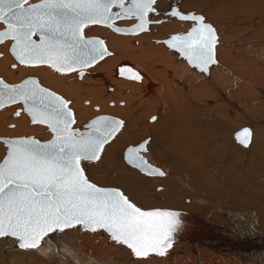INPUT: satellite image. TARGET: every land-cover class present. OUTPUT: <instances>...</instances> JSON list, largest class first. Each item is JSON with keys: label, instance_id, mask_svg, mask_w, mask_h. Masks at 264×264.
Masks as SVG:
<instances>
[{"label": "snow or ice", "instance_id": "obj_1", "mask_svg": "<svg viewBox=\"0 0 264 264\" xmlns=\"http://www.w3.org/2000/svg\"><path fill=\"white\" fill-rule=\"evenodd\" d=\"M158 0H0V45L8 50L18 66H47L61 75L85 70L113 53L99 37H89L86 29L103 26L125 36L150 32L162 23ZM180 21H191L185 33H176L163 43L201 73L218 63L219 43L215 27L203 15L183 13L172 8L165 13ZM118 21H131L120 27ZM37 37L38 39L34 38ZM0 55H3L0 53ZM119 75L132 81L142 76L127 65ZM71 101L41 85L33 77L8 84L0 78V109L20 105L15 112L30 117L33 125H44L51 133L47 141L32 136L0 138L6 154L0 159V239L9 238L22 250L38 249L51 233L78 228L107 234L115 245L124 246L140 264L153 255L164 257L179 231V213L166 209L145 210L122 190L92 182L84 164L99 161L125 126L112 116H97L81 130ZM157 118L152 117L155 121ZM10 127H15L10 125ZM251 130L235 135L247 148ZM150 140L129 146L125 161L147 176L166 173L149 163Z\"/></svg>", "mask_w": 264, "mask_h": 264}, {"label": "bare ground", "instance_id": "obj_2", "mask_svg": "<svg viewBox=\"0 0 264 264\" xmlns=\"http://www.w3.org/2000/svg\"><path fill=\"white\" fill-rule=\"evenodd\" d=\"M33 1H37V0H30V2H33ZM200 3L201 4L196 5L195 7H205V8H203V9H205V13H207L210 16H213V18H216V19L220 20L222 23H223V21H225V19H228V18L237 19V20L244 21L245 23H247V21L249 19L253 18L255 16V14L256 15L257 14L264 15V0H201ZM194 4H196L195 1H194ZM164 5H166V6L164 7ZM169 6H170L169 1L167 3L166 0H158L157 7L159 9V13L157 15H155L153 17V19H158V18L160 19L162 11L167 9ZM176 6H177V8L179 10L186 11V10H189L192 7V3L189 2L188 0H177ZM198 13H199V10H198ZM130 23H131V21L129 22V24ZM189 23H192V22H190V21H182V23H181L183 25L182 29L181 28H177L178 26L175 25L176 29H174V30H186L188 28V26H189ZM129 24L127 23V24H124L122 26H126V25H129ZM174 24H175V20L173 18H169V21H168L167 24H154V25L151 26V31L150 32L142 33V34H140L138 36H133V37L125 36V35H121V34H117V35L115 34L114 35V34H111L110 32H108L107 30L103 29V27L102 28H98L99 27L98 26L97 28L94 29V33H100L101 36H104V38L107 39V40H104V41L106 42V46L109 47V50L113 53V55L109 56V57H106L104 60L100 61L98 64L94 65L93 67L86 69L85 70V75H84V77L82 78V80L79 83L70 84L68 81L64 80L65 77L61 76L59 73H56V72L50 70L49 67H47V66H38V67H34L33 68V67H25V66L21 65V66H18L17 68H15L14 70H12L13 68L10 69L9 65L11 63H15V60L12 59L11 55L8 52V46H9L8 44L0 45V53L3 54V55H0V74L3 75V77H5L7 80H13L14 81V80H19V78H22L24 76L25 77L26 76H32V75H36L35 73H39L40 74V76H39L40 81H43L46 85H51L54 88H58V90L62 91L68 98L69 97L73 98V100H72L73 101L72 102L73 106L71 105V103H70L69 106L74 108L73 109L74 114L76 115V118L78 120H80V121L83 118H85L86 116H88V114L90 113V110L87 107L85 108V107H82V105H81V100L83 98H84L83 100H88L89 99L90 103L92 102V103H95V104H99V107H100L99 112H102V113L103 112L114 113V114L116 113V114H121V115H124V111L125 112L128 111L127 109H129V108L126 109L125 105H127V101L129 102L131 100L130 98H132V96H134V98H133L134 100L137 99L138 101H142L140 103H146V104L150 100L154 99V100H157V102H158L157 104H159V105H157L158 106L157 109H159V111H160L159 114L161 116V113H163V111H165L167 108H169L168 107L169 104L170 103L172 104L174 102V99L176 98L177 92H179V95H182L186 91V90L185 91L183 90L184 85L187 84L186 82H188L189 84L194 85V88H192V89L196 90V91H197V89L198 90H201V89H209L210 90V86H212L211 85L212 83H214L218 87V84L219 85H220V83L222 84V81L227 80L228 78H231V77H229L231 75H228L230 73L225 74L227 72V71H225V69L227 68L226 67L227 65L225 64V62H227V63H229L231 65L233 64V66H235L237 68H238V66L243 67L241 65L242 63L239 60H244V57H246L251 52V49L248 48V46H247V48L246 47L242 48V50H243L242 51V55H240L238 53H235V51H236L235 47L233 48V51H232L233 53H232L231 52V46L232 45L227 47L228 46L227 43H231L233 41V40L232 41H228V39L232 38V35H230V34H228L226 32H224L221 35V34H219V31L216 30L217 34H218V40H219V43H218L217 49H216V59H217L218 63L215 64V65H212L210 67L209 72L207 73V76H205V75H203L201 73L196 72L192 67L188 66L180 58H178V59H180L179 61H175L172 57H170V54H172L175 57V59H177L176 52L173 49L171 50V49H169L166 46L167 48L164 47V50H163L162 47L164 45L162 47L159 46V45L163 44L162 42L158 43V42H155V41L154 42L151 41V39L154 36H157V35L162 33V32L159 33V31L161 29H167V28H165V26L170 28V27H173ZM120 26H121V24H120ZM0 27H2V26H0ZM261 27L262 26L260 25V28ZM220 29H222V28H220ZM134 38L137 39L139 42L136 45H130V43L132 42V40H134ZM157 39H158V37H157ZM233 45H235V44H233ZM260 46H261V44H260ZM263 47H261V50H262ZM256 50H258V48H256ZM238 51H240V50H238ZM256 52H258V51H256ZM231 53L232 54L235 53V54L232 56ZM250 55L251 54H249L248 56H250ZM256 55H257V53H256ZM256 55L254 57L255 59L260 57V54H258V56H256ZM154 57L159 62L157 61V63H156V62L153 61L155 64L152 63V60H153ZM236 57H239L241 59H238ZM263 57H260L259 60L264 63V58ZM229 58H230V60H229ZM235 58L237 60H235ZM256 61L252 60L251 62H249V64H250V65H248V66H250V67H248L249 71H250V69L253 70L254 68H256V70H257V66L255 64ZM122 63L123 64H129V65L132 64L133 66L132 65L131 66L134 69H136L141 74L142 79L140 81H138V82L132 81V80H128V79L127 80L123 79L125 77L120 76L119 72H118V68H119L118 66L121 65ZM155 67H157V68H155ZM229 67H230V65H229ZM188 68H190L191 70L189 71ZM167 69H168V71H170L171 77H167L165 75V71ZM230 69L232 70L233 68L231 67ZM233 71H235V69ZM233 71H231V72H233ZM237 71H238V69H237ZM259 71H260V74H256L255 73L256 71L253 72V80L252 81L250 80V82H253V84H255L257 86V90L261 91V92L258 91L259 93H263L264 92V85L262 86V84L260 83L262 87L261 86L259 87V85L257 84L259 81L257 82V79L260 77L261 80H264V77L261 76V75H264V68L260 69ZM94 72H99V73H94ZM90 73H92V75H93L92 77L89 76ZM100 73L102 74V77H97V76L95 77V75H101ZM72 74L76 75L77 73H72ZM166 74H167V72H166ZM200 76H203L206 79L204 78V80H203L202 77H200ZM93 77H95V78H93ZM176 77H177V80L175 79ZM234 77H235V74H233V78ZM241 77H243V78H241ZM241 77H238V79L239 80L243 79L246 82L248 81V79H246L245 76H241ZM196 79H197V81H198V79L201 80V82L199 81L200 84H199V82H196ZM15 83H17V82L15 81ZM178 83L181 85L180 88H182V90L184 91L182 94L180 93L181 90H179L180 88L177 85ZM10 84H13V83H10ZM108 84H111L114 87V91L111 92V94H114L115 92H118L117 94H121L120 93L121 90H123V89L128 90V93L122 91L123 94H125L124 98L122 99V101H125V104L123 105L122 109H119L118 107L117 108L115 107L116 104H117V101H115L116 103L114 102L115 103V105L113 104L114 106L113 105L111 106L112 108L109 106L111 109H109V107H106V106H108L106 104L107 100L104 101V99H102V91L106 87V85H108ZM224 84H227V83L225 82ZM224 84L222 86H220V88L223 87ZM232 84H231V86H232ZM103 85H104V88H102ZM226 86H228V85H226ZM113 87L110 88V86H109L108 89H112ZM258 87H259V89H258ZM46 88H48V87H46ZM224 88H225V86H224ZM227 88H229V87H227ZM253 88H254V90H256L254 86H253ZM78 89L81 90L80 93L77 92ZM187 89L189 91L192 90L188 86H187ZM243 89H245V88H243ZM248 90H249V88H248ZM82 91H83V93H82ZM217 91H218V89H217ZM220 91H221V89H220ZM240 91H242V90H240ZM198 92L199 91H197V93ZM191 93H193V92H191ZM185 95H183V96H185ZM219 95H221V94H219ZM225 95H227V94H225ZM190 96H191V94H190ZM263 96H264V93H263ZM110 97H109V100H111ZM85 98H87V99H85ZM120 98H122V97H120ZM241 98H243V97H241ZM246 98H247V96H246ZM133 99H132V101H134ZM206 99H208V97ZM118 100L121 101L120 99H118ZM182 100H183V97H182ZM208 100H211V99H208ZM243 100H244V98H243ZM249 102L252 103L253 101H249ZM140 103L136 104V106H139ZM129 106L131 107V104ZM256 106H258V105H256ZM16 107L19 108L21 106L20 105L10 106L9 108H7L5 110V112L0 113V134H4V133H2L3 131H1V129H3L2 128V124L5 121L10 120L11 118H14V117H15L14 121H16L15 123L17 124V122H18V124H19V128L16 129L15 134L16 133H19V134L27 133V135H28L30 133L34 134V133L42 130V127H39L37 125H33V126L32 125L31 126L28 125V121H27L28 119L23 114L20 117L13 116L12 114L14 113V109ZM113 107H115V108L113 109ZM177 107H178V105H177ZM177 107H176V105H174V103H173V106L171 105L172 110H174L173 108H177ZM185 107H187V105ZM205 107H206V105L204 106V108ZM250 107L253 108V106H251V105H250ZM131 108L134 109V107H131ZM254 108H255V106H254ZM208 109H206V110H208ZM262 109H263V107H262ZM129 110H131V109H129ZM169 111H171V110H169ZM186 112H188V111H186ZM208 112H210V111H208ZM157 114H158V112H157ZM213 114L212 113L209 114L210 117H211V115L213 116ZM108 115H110V114H108ZM151 115L153 116V114H151ZM7 116H9V118ZM197 116H199V115H197ZM203 116H206V115L204 114ZM126 117H127L128 121H131V119L133 118V117H131L128 114L126 115ZM216 117H219L218 114H216ZM216 117L214 116V118H216ZM179 118H180V116H178L177 119H179ZM214 118H213V120H215ZM220 118H221V116H220ZM226 118H229V117H226ZM90 119H88V120H90ZM177 119H176V121H177ZM201 119L203 120V118H201ZM11 120H13V119H11ZM88 120H87V122H88ZM136 120H138V119H135V121ZM182 120H184V119H182ZM182 120H179L178 122H180ZM210 120H212V118ZM218 120H220V119H218ZM226 120H228V119H226ZM176 121H175V123H176ZM228 121H230V120H228ZM131 122H133V120ZM231 122H233V121H231ZM86 123H84V125ZM183 123H184V121H183ZM173 125H175V124H173ZM184 125H185V123H184ZM219 125H221V123ZM170 126H168V127H170ZM185 126H186V128L190 127V126L187 127V125H185ZM182 127L184 128V126H182ZM223 127L225 128L226 125L224 124ZM178 128H180V126ZM234 128H236V127H234ZM248 128L250 129L249 126H248ZM174 129L177 131L176 127ZM191 129H192V127H191ZM182 130L184 131V129L181 128L180 132ZM250 130L254 131L255 129L252 127V129H250ZM183 131L181 133L182 135L185 134V132L183 133ZM252 131H251V133H252ZM9 132L13 133L14 131H8L6 133H9ZM177 132L179 134V131H177ZM231 132L234 133V131H232V129H231ZM10 133H9V136H10ZM223 133H225V132H223ZM181 134H179V135L182 138ZM196 134H197V132H196ZM213 134H214V132H213ZM5 135H8V134H5ZM12 135H14V133ZM173 135L175 137V132H174ZM179 135H178V137H179ZM14 137H17V136H14ZM40 137H41V135H40ZM47 137L49 139L51 137V134H48ZM178 137H176V140H177ZM231 137H233V136H231ZM125 138H126V135H124L123 132L121 131L120 133L117 134V137L114 139V141H112L109 145L106 146V151L102 154V159L97 161L101 165L102 170H101V168L98 169L96 167L97 165L94 166L95 169L92 167V169H94L93 171L90 170L92 172V173L90 172V174H92V176H93V177H91V178H93L92 182H94V183H96L97 185H100V186H106V184H108V185H119L121 190L126 195H128V197L131 199V201L133 203H135L137 206H139V207H141L142 209H145V210L146 209H151V208H157V207H162L163 208L165 206V207L173 208L174 210L178 209V211L179 210L180 211H185V212L188 211L189 213H194V215H196L194 217H192V215H188L189 216L188 217V216H185L186 214L184 215V213L182 212L183 215L179 216V219H180V221L181 220H183V221L181 222V226H180L179 231H177L173 235L172 247L168 250V253L164 257H157V256L153 255L152 258L150 260L145 261L144 264H264V218H263V216H264V199L261 200L260 203H259L257 199H260V198L255 199V198L249 197V195L248 196H242L243 198L237 200L236 201V206L234 208H229L231 210H228V212H227V210L223 209L224 205L222 204L223 207H218L216 211L218 212L220 217H221L222 214L226 215V220H222V219H220V217H218L217 215H214V214L211 217H208L207 219H205V217L209 213V212H206V209L208 210V207H213V206H211L209 203H207V204L201 203V201H199V202H191V204L181 203V201L177 200V198H178L177 196L179 195V193L177 194V196L173 195V194H175V192L173 193L172 185H168V188H166L164 190L162 189V191L160 190L159 193L161 195H164V198L161 200V202L158 201V200L155 201L154 200L155 198H152V197H154L152 195L154 193L153 192V186L155 184L154 181L148 183V180L146 179L147 183H137L138 180L136 182L135 181L136 179L134 180L133 178H131L129 176H126L125 174H124V177L123 178L120 177L121 179H119V181H118V180L115 179L114 176L111 177V176L107 175L108 172H109L108 170L114 168V164L116 162L115 161L116 155L119 152V147H121L120 146L121 143H123L124 140H126ZM200 138H202V137H200ZM207 138H208V136L206 137V139ZM253 138H255V137H253ZM127 139H130V138H127ZM168 139H170V137ZM178 139H180V138H178ZM228 139H230V137ZM171 141L176 142L175 139L173 140V138H172ZM195 141H198V143L199 142L202 143V141L197 140V137H196ZM0 142H2V141H0ZM186 142H187V140H186ZM193 142H194V140H193ZM193 142H192V144H193ZM227 142H229V140ZM198 143L196 142L195 144H198ZM161 144L162 143L160 142V145ZM204 144L203 143L201 144L202 147H203ZM237 144H239V143H237ZM251 144H252V136H251V142H250L249 145H251ZM189 145H191V144H189ZM175 147H179V146H175ZM183 147H184V145L181 147L180 151H182L184 149ZM191 147H193V146H190V148ZM216 147H218V145ZM222 147H224V146H222ZM187 148H188V146H187ZM190 148H188V150ZM209 148H210V146H209ZM199 149H200V147H199ZM161 150H163V149H161ZM193 150H195V148H193ZM201 150H203V149L201 148ZM208 150H211V149H208ZM218 150H220V149L218 148ZM183 151H185V150H183ZM215 151H213V152L217 153ZM175 153H174V155H175ZM182 154H183V152H182ZM186 154H187V151H186ZM188 154H189V152H188ZM200 154H201L202 158H204V159L207 158L206 160H203V162H204L203 164H205V165L207 164V165L212 167L213 165L211 164V162H214V161H212V159L210 157H207L205 155V153H200ZM200 154H199V156H200ZM206 154H207V152H206ZM256 154H257V156L259 158H263V153L257 151ZM147 155H150V154H147ZM210 155H212V154H210ZM147 157L149 159V156H147ZM147 157H145V158L147 159ZM225 157H226V154H225ZM229 157H230V155H229ZM236 157H238V155H236ZM122 158H123V153H122ZM197 159L201 160L200 158H197ZM216 159H217V157H216ZM232 159L234 160V157ZM173 160H175V159L173 158ZM123 161H124V159H123ZM190 161H192V160H190ZM190 161H188V164H189ZM235 161H236V159H235ZM181 162H183V161H181ZM184 162H186V161H184ZM149 163H150V161H149ZM119 164H118V166H119ZM126 164L128 166H130L128 163H126ZM151 164H152V162H151ZM152 165H154V164H152ZM181 165L183 167V163ZM197 165L199 166L198 168L196 166L198 175L202 176V178L205 181V184L207 185V187L210 190L214 189L215 186H216V183L214 181H212L213 178L211 177L209 172L206 171V169H203L201 167L202 165L201 166L199 164H197ZM89 166H91V165H89ZM115 166H116V164H115ZM84 167H85V164H84ZM130 167H133V166H130ZM116 168H117V166H116ZM89 169H91V168H89ZM118 169H120V168L118 167ZM260 170L264 171V165L263 166L261 165V169ZM103 171H106V172L103 174ZM112 171H114V170H112ZM211 171H212V169H211ZM114 173H116V172H113V175H114ZM87 174H89V173L87 172ZM117 174H120V173L118 172ZM190 177H191V175H190ZM91 178H90V180H92ZM175 179H177V178H175ZM143 182H145V181H143ZM194 182H196V181H194ZM179 183H180V181H179ZM176 184H178V183H176ZM180 185H182V183H180ZM182 189H183V187H182ZM178 192H179V190H178ZM156 194H158V193H156ZM181 194H182V192H181ZM183 195L185 196V195H187V193L185 192ZM184 196H183V198H184ZM160 198H162V197H160ZM209 199H211V197ZM189 201H191V200L189 199ZM252 206H258V208L255 209ZM226 207H228V206H226ZM258 214H260V216H261L260 218H262V219H259V221L257 222V221L254 220V217L257 216ZM209 218H210V223H212L213 225L212 224L210 225V223L208 221ZM204 219L206 220L205 221L206 223L203 222ZM184 220L185 221H190V225H188ZM214 221L215 222H220V221L225 222L224 224L226 225V227H224V225H219L218 223L216 224ZM253 223H255L256 226L253 227L252 226ZM216 225H218L219 227L216 226ZM221 226H223V228H221ZM233 228H236L238 230H236V229L233 230ZM241 229H243L244 231L241 230ZM228 230H232L233 232H229ZM224 232H226V233L224 234ZM73 235H76V237L74 238ZM58 239L61 240V242H60L61 245L60 244L58 245V242H59ZM75 239H77L79 242L76 243ZM89 240L93 241V243H95L94 245H97L98 250L92 251V253L89 252V254H84L83 251L85 250V252H87L86 249L88 247L90 248V244L92 243V242L90 243ZM0 241H1L0 244H2L3 246H9L10 247V245L13 244L12 240L9 239V238L0 239ZM93 243H92V245H93ZM113 244L114 243L110 239L107 238V234L103 233L102 231H98L96 233H92L90 231H85V230L78 229V228H72V229H66L64 232L51 233L49 235V237H46L41 242V245H40V247L38 249H32V250H28V251H30L29 252L30 254H33V252H35L37 257L40 256V257H42V259H43V257L46 258V259H50V258L52 259V257H54V258H56L59 261V264H67V263H69V264H106V263L109 264L108 262H111V260H107V262H100L99 259L97 258V256L100 253H102V251H100L101 248L104 249L105 246H111ZM173 245H175L178 248H176V250H175ZM76 246L77 247L80 246L79 247L80 251L76 248ZM15 247H17V246H15ZM60 247H61V249H60ZM113 247H115V245L112 246V248ZM118 247H120V248L122 247L121 249H122V252L124 254V259L122 260L123 264H125V263H128V264H140V262L137 261V259L135 257H132V256L129 255V250L126 247L119 246V245H118ZM91 248H92V246H91ZM173 248H174V250H172ZM181 248H185L186 250L185 249H184L185 251L181 250ZM11 250H13V249H11ZM91 250H93V249H91ZM116 250H115V252H116ZM117 251H119V249ZM192 252L195 255V258H196L195 260L197 262L194 261L193 254L191 255L193 257L192 258L193 261H191V259L189 260L187 254H191ZM64 255L67 256V258L69 256L71 259L70 260H66ZM8 256H9V254H8ZM10 256H11V253H10ZM11 257L14 258V256H11ZM14 259H12V260L15 261L16 259L15 260ZM2 260H5V259H2ZM8 261H9V259H8ZM16 264H20V263L16 262Z\"/></svg>", "mask_w": 264, "mask_h": 264}, {"label": "rangeland", "instance_id": "obj_3", "mask_svg": "<svg viewBox=\"0 0 264 264\" xmlns=\"http://www.w3.org/2000/svg\"><path fill=\"white\" fill-rule=\"evenodd\" d=\"M169 1V4L171 5L173 2H177V0H166V2L168 3ZM189 2L192 3V7L189 9V10H192L194 12H198L199 10V13L201 15H203L206 20V22H209L210 24H212L215 29L217 31H219V34H223L224 32L232 35V38L231 39H228V41H232L231 43H227V47L231 46V52L233 51V48L235 47L236 48V51L235 53H238L240 55H242V48L248 46V48L251 49V52L249 54H251L250 56H246L244 57V60H239L242 64L243 67L241 66H238L235 67L233 66V64H229L227 62H225V64L227 65L226 67L228 68L229 65L230 67L227 69H225V71H227L225 74H228V75H231L229 77L231 78H228L227 80H224L222 81V84L220 83V85L218 84V87L212 83L210 86V90L209 89H201V90H198L199 91L197 93L196 90H193L192 88H194V85L192 84H189L188 82H186L187 84L184 85V88L183 91L182 88H180V84L178 83V87L180 88L179 90L180 93L182 94L183 92L186 94H182V95H179V92H177L176 94V98L174 99V105H178L177 108H173L174 110H172L171 108V105L173 106V103L170 105L169 104V108H167L165 111H163V113H161V116L159 114V109L157 105L158 102L157 100H150L147 104L146 103H140L142 101H138L137 99H133L134 96H132V98H130L131 100L128 102L127 101V105L126 106V109L128 111H124V115H121V114H114V113H106V112H99V104H95V103H90L89 99L88 100H81V105L82 107H87L89 110H90V113L88 114V116H86L85 118H83L81 121L78 120L76 118V115H75V118H76V125H74V127H77V128H80L82 129L84 127V123L87 122L88 119L96 116V115H99V114H110V115H113V116H117L119 118H121L123 121H124V124L125 126L122 128V132L124 135H126V140H124L123 143H121V147H119V152L117 153L116 155V158H115V161L119 164L115 162L114 164V168L113 169H109L108 171V174L109 176L111 177H115L116 180L119 181V179L123 178L124 177V174L126 176H129L131 178H133L136 182L138 180L137 183H147V180H148V183L149 182H155L154 186H153V196L152 198H155L154 200H158L161 202V200L164 198V195H161L159 192L160 190L162 191V189H166L168 188V185H172V189H173V193L175 192V194L173 195H176L179 193V195L176 197L178 201H181V203H184V204H191V202H199L201 201V203H204V204H207L209 203L211 206L213 207H208V210L206 209V212H209L208 215L205 217V219H207L208 217H211L213 214L214 215H217L218 217L219 214L218 212L216 211L218 207H223V209L227 210H231L229 208H234L236 206V201L239 200V199H242L243 197L242 196H248L249 197H252V198H260V199H257L258 202L260 203L261 200L264 199V171H261V165L263 166L264 165V96H263V93H259L258 91L260 90H257V86L255 84H253V82H250V80L252 81L253 80V72L256 71L255 73L256 74H260V69H263L264 68V63L262 61H260V57H263L264 56V15H260V14H255V16L251 19H249L247 21V23H245L244 21H240V20H237V19H231V18H228V19H225V21H223V23L216 19V18H213V16H210L208 15L207 13H205V7H195L196 5H199L201 4V0H188ZM194 1L196 4H194ZM198 2V3H197ZM168 5V4H167ZM166 5H164L165 7ZM166 10V9H165ZM204 11V12H203ZM166 16V17H165ZM161 18H164V21H162V23L160 24H167L168 21H169V18H173L175 20V24L173 25V27H170L168 28L167 26H165V28L167 29H161L159 31L162 32L161 34L157 35V36H154L151 41L154 42V38L157 39H162L164 38L165 36H167L168 34H171V33H176V32H185L186 30H174L176 29L175 28V25L178 26L177 28H181L183 27V25L181 24L182 21L176 19L175 17H170V16H167V15H163L161 13V16H160V19ZM159 19V18H158ZM119 22V23H118ZM117 24L118 25H124V24H129L130 21H118ZM191 22V21H190ZM218 23V24H217ZM131 24V23H130ZM129 24V25H130ZM191 23H189L190 25ZM193 24V23H192ZM260 25L262 26L260 28ZM98 26H91L89 29H86V35L87 36H99L101 38H103V40H107L106 38H104V36H101L100 33H94V29L97 28ZM103 26H99L98 28H102ZM189 27V26H188ZM258 27V28H257ZM172 28V29H171ZM222 28V29H220ZM260 28V29H259ZM103 29L107 30L108 32H110L111 34H116L117 33H114L112 32L110 29H107L106 27H103ZM226 29V30H225ZM260 31V32H259ZM158 33V32H157ZM261 34V35H260ZM130 37H133V36H130ZM239 38V39H238ZM243 41V42H242ZM139 41L137 39L134 38V40H132V42L130 43V45H136ZM158 43H161V42H158ZM235 44V45H233ZM242 44V45H241ZM248 44V45H247ZM261 44V46H260ZM164 44L162 45H159V46H163ZM251 46V47H250ZM260 46V47H259ZM164 47H166V45H164L162 47V49L164 50ZM255 47V48H254ZM261 47L262 50H261ZM109 48V47H108ZM256 48H258V50H256ZM253 49V50H252ZM172 50V49H171ZM240 50V51H238ZM255 51V52H254ZM258 51V52H256ZM9 52V51H8ZM254 52V53H253ZM233 53V52H232ZM231 53V54H232ZM234 53V54H235ZM257 53V55H256ZM10 54V53H9ZM232 54V56L234 55ZM258 56V54H260V57L258 58H254L255 55ZM11 55V54H10ZM12 59H14V57L11 55ZM170 57H172L175 61H179L180 59H175V57L170 54ZM238 59H241L239 57H236ZM235 58V60H237ZM264 58V57H263ZM183 60V59H181ZM230 60V58H229ZM252 60H257L256 61V66H257V70L256 68H254L253 70L248 69V65L249 62H251ZM157 63L158 60H156V58L154 57L153 60H152V63L154 62ZM184 61V60H183ZM125 62V61H124ZM159 62V61H158ZM185 62V61H184ZM263 64H262V63ZM16 63V61H15ZM129 63V62H128ZM12 64V63H11ZM11 64L9 65V68L11 69ZM155 64V63H154ZM239 64V63H238ZM132 65V64H131ZM260 65V66H259ZM133 66V65H132ZM189 66V65H188ZM233 68L232 70L230 68ZM157 68V67H155ZM15 68H13L12 70H14ZM50 69V68H49ZM189 71L191 70L190 68H188ZM235 69V71H233ZM238 69V71H237ZM52 70V69H50ZM54 71V70H52ZM233 71V72H231ZM55 72V71H54ZM167 72V74H166ZM93 73V72H92ZM92 73L89 74V76H93ZM94 73H99V72H94ZM232 73V74H231ZM36 75H32V76H36L39 80V82L45 86V87H48L49 89H51L52 91L58 93L59 95H61L62 97H64L66 100H69L71 101V105H72V100L73 98L71 97H67L62 91L58 90V88H54L53 86L51 85H46L43 81H40L39 79V76L40 74L39 73H35ZM72 73H69V74H65V75H61L63 77H65V81H68L70 84H75V83H79L82 79L78 80L77 78V75H74ZM101 74V73H100ZM194 74V73H193ZM196 74V73H195ZM233 74H235V77L233 78ZM16 75V74H15ZM38 75V76H37ZM165 75L167 77H171V73L170 71H168V69L165 71ZM102 77V74L101 75H95V77ZM241 76H245L246 79H248V81H244L243 79H238V77H241ZM264 77V75H261ZM0 77L3 78L4 81H6L7 79L5 77H3V75L0 74ZM25 77V76H24ZM22 77V78H24ZM93 77V78H95ZM202 77V79L204 80L205 77L203 76H200ZM227 77V76H226ZM237 77V78H236ZM22 78H19V80H7L6 82L7 83H15L20 81ZM117 78V77H116ZM225 78V77H224ZM243 78V77H241ZM123 79H126V78H123ZM177 80V77L175 78ZM174 79V80H175ZM206 79V78H205ZM233 79V80H232ZM127 80V79H126ZM129 80V79H128ZM229 80V81H228ZM232 80V81H231ZM72 81V82H71ZM201 82V80L196 79V82ZM228 81V82H227ZM259 81V82H258ZM138 82V81H136ZM178 82V81H177ZM199 82V84H200ZM227 83V84H224V83ZM257 84L259 85V87L264 85V80H261L260 77L257 79ZM233 83V84H232ZM251 83V84H250ZM261 83V84H260ZM196 84V83H195ZM215 86H214V85ZM224 84L223 87L220 88V86H222ZM232 84V86H231ZM228 85V86H226ZM113 87L111 84H108L106 85V87L104 88V85L102 86L103 91H102V99H104V101H106L107 105L106 107H111L113 104L115 105V101H117V104H116V108L118 107L119 109H122L123 105L125 104V101H122V99L124 98L125 94H123L122 91L124 92H127L128 93V90H121L120 93L122 94H117L118 92H115L114 94H111V92L114 91V87L112 89H108V87ZM187 86L192 89L190 90L191 93L188 89H187ZM253 86L255 87L256 90H254ZM261 86V87H262ZM215 87V88H214ZM217 87V88H216ZM229 87V88H227ZM258 87V89H259ZM54 88V89H53ZM208 88V87H207ZM221 91H220V89ZM227 88V89H226ZM245 88V89H243ZM249 88V90H248ZM218 89V91H217ZM238 89V90H237ZM110 90V91H109ZM223 90V91H222ZM242 90V91H240ZM80 89H78V93H80ZM108 91V92H107ZM207 91V92H206ZM225 91V92H224ZM110 92V93H109ZM205 94H204V93ZM217 92V93H216ZM261 92V91H260ZM83 93V91H82ZM221 95H219V94ZM224 95H223V94ZM191 94V96H190ZM227 94V95H225ZM262 94V95H261ZM185 95V96H183ZM188 95V96H187ZM239 95V96H238ZM260 95V96H259ZM111 96V97H110ZM181 96V97H180ZM190 96V97H189ZM225 96V97H224ZM230 96V97H229ZM247 96V98H246ZM109 97L111 100H109ZM122 97V98H120ZM182 97H183V100H182ZM208 97V99H211V100H208L206 99ZM210 97V98H209ZM224 97V98H223ZM243 97V98H241ZM178 98V99H177ZM87 99V98H85ZM118 99H120L121 101H119ZM132 99L134 101H132ZM227 99V100H226ZM250 99V100H249ZM109 100V101H108ZM178 100V101H177ZM230 100V101H229ZM232 100V101H231ZM240 100V101H239ZM247 102H246V101ZM119 101V102H118ZM249 101H253L252 103L249 102ZM263 101V102H262ZM115 102V103H114ZM133 102V103H132ZM153 102V103H152ZM178 102V103H177ZM211 102V103H210ZM216 102V103H215ZM233 102V103H232ZM241 102V103H240ZM112 103V104H111ZM129 103V104H128ZM140 103L139 106H136V104ZM248 103V104H247ZM263 103V104H262ZM89 104V105H88ZM95 104V105H94ZM131 104V107H134L131 108L129 105ZM199 104V105H198ZM215 104V105H214ZM234 104V105H233ZM253 106V108L250 107V105ZM253 104V105H252ZM113 105V106H114ZM133 105V106H132ZM150 105V106H149ZM155 105V106H154ZM187 105V107H185ZM193 105V106H192ZM206 105V110L204 108V106ZM214 105V106H213ZM258 105V106H256ZM262 105V106H261ZM10 106H15V105H9L3 109H0V113H3L5 112V110L7 108H9ZM73 106V105H72ZM208 106V107H207ZM255 106V108H254ZM261 106V107H260ZM70 107V106H69ZM97 107V108H96ZM109 107V109H111ZM113 107V109L115 108ZM211 107V108H210ZM215 107V108H214ZM250 107V108H249ZM260 107V108H259ZM263 107V109H262ZM20 108V107H19ZM72 108V107H70ZM125 108V107H124ZM136 108V109H135ZM187 108V109H186ZM17 109V107L14 109V112L15 110ZM74 108H72L73 110ZM138 109V110H137ZM178 109V110H177ZM180 109V110H179ZM201 109V110H200ZM212 109V110H211ZM251 109V110H250ZM3 110V111H2ZM158 110V111H157ZM171 110V111H169ZM188 112H186V111ZM205 110V111H204ZM137 111V112H136ZM210 111V112H208ZM212 111V112H211ZM214 111V112H213ZM74 112V111H73ZM158 112V114H157ZM179 112V113H178ZM186 114H185V113ZM216 112V113H215ZM218 112V113H217ZM253 112V113H252ZM92 113V114H91ZM133 113V114H132ZM170 115H169V114ZM189 113V114H188ZM213 114V116L209 114ZM237 113V114H236ZM23 115H25V117L28 119V125H32L33 124L31 123L30 121V118L27 116L26 113H23ZM21 114V115H22ZM130 115L131 117H133L131 119V121L133 120V122L131 121H128L126 115ZM151 114L155 115V117L157 118L155 121H150L149 118L152 116ZM179 114V115H178ZM202 116H201V115ZM206 115V116H203V115ZM216 114H218L219 117H216ZM13 115V114H12ZM174 115V116H173ZM177 115V116H176ZM185 117H184V116ZM199 115V116H197ZM14 116V115H13ZM126 118H125V117ZM178 116H180L179 119ZM187 116V117H186ZM191 116V117H190ZM214 116L216 118H214ZM221 116V118H220ZM233 116V117H232ZM9 118V116H7ZM142 117V118H141ZM177 117V118H176ZM183 117V118H182ZM206 117V118H205ZM226 117H229V118H226ZM87 118V119H86ZM177 121H176V119ZM184 120H182V119ZM203 118V120L201 119ZM212 118V120H210ZM213 118L215 120H213ZM220 120H218V119ZM250 118V119H249ZM13 119V120H11ZM10 120H7L5 121L3 124H2V128L4 129H1V131H3L2 133L4 134H0V136L2 137H14V136H33L39 140H46L48 139V134H51L48 129L46 128V126L44 125H37L39 127H42V130L41 131H38L36 133H30L27 135V133H22V134H19V133H16L15 134V131L16 129L19 128V124L17 122V124L15 123L16 121H14L15 117L14 118H11ZM135 119H138L135 121ZM141 119V120H140ZM174 119V120H173ZM230 121H228V120ZM179 120H182L180 122H178ZM192 120V121H191ZM158 121V122H157ZM176 121V123H175ZM187 125V127L189 128H186V126L184 125ZM233 121V122H231ZM254 121V122H253ZM156 122V123H155ZM189 122V123H188ZM218 124H217V123ZM260 122V123H259ZM130 123V124H129ZM180 123V124H179ZM188 123V124H187ZM221 123V125H219ZM223 123V124H222ZM253 123V124H252ZM175 124V125H173ZM192 126H191V125ZM196 124V125H195ZM226 125V127L224 128L223 125ZM256 124V125H255ZM10 125H14L15 127H10ZM171 125V126H170ZM210 125V126H209ZM219 125V126H218ZM243 125H247L250 127V129H252V127L255 129L254 131H252V144L249 145L247 148L243 147V146H240L239 144H237L233 137L232 136V133L231 132V129L232 131H235L236 129H239L241 126ZM254 125V126H253ZM170 126V127H168ZM180 126V128L178 127ZM184 126V128L182 127ZM194 126V127H193ZM228 126V127H227ZM258 128H257V127ZM261 126V127H260ZM177 128V131H179V134L182 133V131L180 132L181 128L184 129L183 133L185 132V134H181L182 135V138L181 136L178 134V132L174 129V128ZM192 127V129H191ZM236 127V128H234ZM156 128V129H155ZM173 128V129H172ZM202 128V129H201ZM211 128V129H210ZM225 130H224V129ZM234 128V129H233ZM8 129V130H7ZM171 129V130H170ZM195 129V130H194ZM222 129V130H221ZM174 130V131H173ZM228 130V131H227ZM8 131H14V135H12L13 133H10V136H9V133H6ZM212 131V132H211ZM256 131V132H255ZM41 132V133H40ZM174 132H175V137H174ZM197 132V134H196ZM199 132V133H198ZM214 132V134H213ZM225 132V133H223ZM254 133V134H253ZM5 134H8V135H5ZM19 134V135H18ZM170 134V135H169ZM200 136H199V135ZM230 134V135H229ZM12 135V136H11ZM41 135V137H40ZM130 135V136H129ZM177 135V136H176ZM179 135V137H178ZM224 135V136H223ZM197 137V140H200L202 141V143L204 144L203 147H202V143H198V141H195L196 140V137ZM208 136V138L206 139V137ZM214 136V137H213ZM223 136V137H222ZM146 137H149V140L150 142L152 143H149L147 145V148L149 151H147V153L143 154L145 157L149 156V159L148 161H150V163L152 162V164L160 167L165 173L166 175L163 176V177H159V176H147L143 173H141L140 171H138L137 169L133 168V167H130L128 166L124 161H123V158H122V153H123V150L124 148L127 146V145H134V144H137L139 141H141L142 139L146 138ZM170 137V139H168ZM176 137L180 138L176 140ZM195 139H194V138ZM202 137V138H200ZM216 137V138H215ZM220 137V138H219ZM225 137V138H224ZM230 137V139H228ZM255 137V138H253ZM127 138H130V139H127ZM173 138V140L175 139L176 142H173L171 141ZM202 139V140H201ZM211 139V140H210ZM229 142H227L228 140ZM232 139V140H231ZM183 140V141H182ZM187 140V142H186ZM191 142H189V141ZM194 140V142H193ZM204 140V141H203ZM172 143H170V142ZM181 141V142H180ZM208 141V142H207ZM160 142L163 144L160 145ZM193 142V144H192ZM198 143V144H195V143ZM207 142V143H206ZM233 142V143H232ZM178 143V144H177ZM182 143V144H181ZM186 143V144H185ZM188 143V144H187ZM214 143V144H213ZM217 143V144H216ZM230 143V144H229ZM180 144V145H179ZM191 144V145H189ZM184 145V149L185 151H180L181 150V147ZM195 145V146H194ZM215 145V146H214ZM218 145V147H216ZM125 146V147H124ZM173 146V147H172ZM175 146H179V147H175ZM190 148V146H193L191 147L189 150L188 148ZM210 146V148H209ZM224 146V147H222ZM0 159H2V157L4 156L5 154V151H6V146L0 142ZM160 147V148H159ZM162 147V148H161ZM200 147V149H199ZM216 147V148H215ZM243 147V148H242ZM175 148V149H174ZM187 148V149H186ZM193 148H195V150H193ZM201 148L203 150H201ZM218 148L220 150H218ZM228 148V149H227ZM121 149V150H120ZM123 149V150H122ZM163 149V150H161ZM175 151H174V150ZM198 149V150H197ZM208 149H211V150H208ZM236 149V150H235ZM5 150V151H4ZM216 150V151H215ZM218 150V151H217ZM227 150V151H226ZM186 151H187V154H186ZM213 151L217 152V153H214ZM249 151V152H248ZM259 151L261 153H263V158H259L256 154V152ZM158 152V153H157ZM176 152V153H175ZM183 152V154H182ZM189 152V154H188ZM192 152V153H191ZM207 152V154H206ZM211 152V153H210ZM219 152V153H218ZM226 152V153H225ZM167 153V154H166ZM171 153V154H170ZM175 153V155H174ZM200 153H205V155L207 157H210L212 159V161L214 162H211V164L213 165L212 167L209 166V165H205L203 164V160H206L204 158H202L201 154ZM209 153V154H208ZM232 153V154H231ZM147 154H150V155H147ZM185 154V155H184ZM192 154V155H191ZM200 154V156H199ZM212 154V155H210ZM216 154V155H215ZM224 154V155H223ZM225 154H226V157H225ZM259 154V153H258ZM154 155V156H153ZM182 155V156H181ZM217 159H216V157ZM230 155V157H229ZM235 155V156H234ZM236 155H238V157H236ZM168 156V157H167ZM179 156V157H178ZM242 156V157H241ZM119 157V158H118ZM159 157V158H158ZM194 157V158H193ZM234 157V160L232 159ZM118 158V159H117ZM169 158V159H168ZM173 158L175 160H173ZM178 158V159H177ZM197 158H200L201 160L197 159ZM220 158V159H219ZM259 158V159H258ZM182 159V160H181ZM186 159V160H185ZM194 159V160H193ZM236 159V161H235ZM165 160V161H164ZM172 160V161H171ZM192 160V161H190ZM216 160V161H215ZM219 160V161H218ZM229 160V161H228ZM233 160V161H232ZM179 161V162H178ZM183 161V162H181ZM186 161V162H184ZM188 161L189 164H188ZM195 161V162H194ZM222 161V162H221ZM181 162V163H180ZM202 162V163H201ZM219 162V163H218ZM123 163V164H122ZM183 163V167H182V164ZM186 163V164H185ZM199 164L203 169H206V171L209 172V174L211 175V177L213 178L212 181H214L216 183V186L214 189H209L207 187V185L205 184V181L204 179L202 178L201 175H198L197 173V168L199 167L197 164ZM178 164V165H177ZM192 164V165H191ZM91 165V166H89ZM97 165V166H96ZM126 165V166H125ZM176 165V166H175ZM181 165V166H180ZM89 166V167H88ZM96 166L98 169L101 168V165L95 161V162H91V163H85V167L86 169L88 168H91V169H87V172L89 173L88 176L89 178L93 177L92 174H90L91 171H93L95 169ZM122 166V167H121ZM188 166V167H187ZM192 166V167H191ZM197 166V168H196ZM92 167L94 169H92ZM118 167L120 169H118ZM182 167V168H181ZM212 169V171H211ZM91 170V171H90ZM102 170V168H101ZM114 170V171H112ZM117 170V171H116ZM128 170V171H127ZM214 171V172H213ZM106 171H103V174L105 173ZM112 172V173H111ZM113 172H116L114 173L113 175ZM120 173V174H117V173ZM196 172V173H195ZM92 173V172H91ZM117 174V175H116ZM134 174V175H133ZM189 176H188V175ZM194 174V175H193ZM219 176H218V175ZM243 174V175H242ZM119 175V176H118ZM137 177H136V176ZM174 175V176H173ZM191 175V177H190ZM235 175V176H234ZM141 178H140V177ZM231 176V177H230ZM121 177V178H120ZM108 178V177H107ZM118 178V179H117ZM152 178V179H151ZM156 178V179H155ZM177 178V179H175ZM93 181V178H91ZM147 179V180H146ZM145 182H143V181ZM157 180V181H156ZM180 183H182V185H180ZM182 180V181H181ZM198 180V181H197ZM196 181V182H194ZM223 182V183H222ZM259 182V183H258ZM178 183V184H176ZM192 183V184H191ZM230 183V184H229ZM176 186H175V185ZM160 186V189H156V186ZM178 185V186H177ZM228 185V186H227ZM106 186H114V187H117L119 189H121L119 187V185H108L106 184ZM180 186V187H179ZM186 186V187H185ZM177 187V188H176ZM179 187V188H178ZM183 187V189H182ZM198 188V189H197ZM219 188V189H218ZM171 189V190H172ZM179 190V192H178ZM183 190V191H182ZM205 190V191H204ZM221 190V191H220ZM188 191V192H187ZM201 191V192H200ZM204 191V192H203ZM158 194H156V193ZM182 192V194H181ZM187 193V195H183L184 193ZM182 196H181V195ZM190 194V195H189ZM219 194V195H218ZM151 195V196H152ZM159 195V196H158ZM202 195V196H201ZM205 195V196H204ZM261 195V196H260ZM184 196V198H183ZM162 197V198H160ZM186 197L188 200H186ZM207 199H206V198ZM211 197V199H209ZM213 198V199H212ZM238 198V199H237ZM189 199L191 201H189ZM206 199V200H205ZM208 200V201H207ZM211 202H210V201ZM204 201V202H203ZM206 202V203H205ZM223 204V205H222ZM228 206V207H226ZM165 207V206H164ZM163 207V208H164ZM253 208L257 209L258 206H252ZM157 208H162V207H157ZM165 208H168L170 210H174L173 208H169V207H165ZM212 208V209H211ZM176 209V208H175ZM176 211H178V209H176ZM180 211V210H179ZM178 211V212H179ZM181 213L183 212L185 216H188V215H192V217L196 216L194 215V213H189L188 211H180ZM182 213V214H183ZM223 215V214H222ZM220 217V219L222 220H226V215H223ZM189 217V216H188ZM260 214H258L257 216L254 217V220L255 221H259V219H262L260 218ZM264 218V216H263ZM203 220V222H205L206 220ZM183 221V220H182ZM185 221V220H184ZM195 221V220H194ZM209 223H210V218L208 219ZM188 225H190V221H185ZM215 222V221H214ZM206 223V222H205ZM216 224L218 223L219 225H224V227H226V225L224 224L225 222H215ZM212 223H210L211 225ZM213 225V224H212ZM218 226V225H216ZM252 226H256L255 223L252 224ZM219 227V226H218ZM221 228H223V226H221ZM236 228H233V230H235ZM83 230V229H82ZM238 230V229H236ZM243 230V229H241ZM229 232H233L232 230H228ZM244 231V230H243ZM235 232V231H234ZM226 232H224L225 234ZM74 238L76 237V235H73ZM58 245L60 244L61 245V240L58 239ZM1 242V241H0ZM75 242L78 243L79 241L77 239H75ZM89 242L93 243V241L89 240ZM92 243L90 244V248L88 247L86 249L87 252H85V250L83 251L84 254H89V252L92 253V251H96L98 250L97 248V245H94L95 243ZM14 245V246H13ZM115 244L111 245V246H105L104 249L101 248L100 251H102V253H100L97 258L99 259L100 262H107V260H111V262H108L109 264H123L122 263V260L124 259V254L122 252V247H118V245H115V247L112 248V246H114ZM2 246V247H1ZM16 245L13 243L9 246H3L2 244H0V264H16L17 263H20V264H59V261L52 257V259H46L43 257H37L36 253L33 252V254H30L28 250H22V249H18V247H15ZM92 246V248H91ZM120 246V245H119ZM59 247V246H58ZM80 247V246H79ZM76 246V248L80 251V248ZM173 247L175 248H178L176 247L175 245H173ZM107 248V249H106ZM112 248V249H111ZM119 251H117L116 249ZM174 248L172 250H174ZM13 249V250H11ZM61 249V247H60ZM89 249V250H88ZM93 249V250H91ZM121 249V250H120ZM185 248H181V250H184ZM16 250V251H15ZM22 250V251H21ZM82 250V249H81ZM114 252H113V251ZM116 250V252H115ZM180 250V251H181ZM186 250V249H185ZM184 250V251H185ZM188 250V249H187ZM24 251V252H23ZM61 251V250H60ZM121 251V252H120ZM27 252V253H26ZM31 252V253H32ZM82 252V251H81ZM107 252V253H106ZM120 252V253H119ZM10 253H11V256H14V259L13 257L10 256ZM13 253V254H12ZM16 253V254H15ZM90 253V254H91ZM110 253V254H109ZM11 257H9L8 256ZM61 254V253H60ZM193 254V252L191 254H187L188 255V258L189 260L191 259V261H194L197 262L195 259V255L193 254L194 258L191 256ZM114 255V256H113ZM117 255V256H116ZM119 255V256H118ZM65 256V255H64ZM105 256V257H104ZM191 256V257H190ZM119 257V258H118ZM66 260H70L71 258L68 256H65ZM193 258V259H192ZM2 259H5V260H2ZM9 259V261H8ZM12 259H14L15 261H13ZM45 259V260H44ZM105 259V260H104ZM18 260V261H17ZM116 260V261H115ZM118 260V261H117ZM53 261V262H52ZM114 261V262H113ZM69 264V263H67ZM107 264V263H106ZM125 264H128V263H125Z\"/></svg>", "mask_w": 264, "mask_h": 264}, {"label": "water", "instance_id": "obj_4", "mask_svg": "<svg viewBox=\"0 0 264 264\" xmlns=\"http://www.w3.org/2000/svg\"><path fill=\"white\" fill-rule=\"evenodd\" d=\"M35 2H37V1H33L32 3H35ZM172 8H175L176 10H178V11H181V10H179L178 8H177V6H176V3L175 2H173L166 10H163L162 11V14L163 15H165V13H167L168 11H170ZM181 12H183V13H191V14H195V15H201L200 13H198V12H194V11H192V10H186V11H181ZM159 13V12H158ZM177 19V18H176ZM159 20H161V21H163L164 20V18H161V19H159ZM193 23V22H192ZM190 24L189 25V27L186 29V31L185 32H187L189 29H190V27H192L193 26V24ZM207 23H209V22H207ZM131 25V24H130ZM130 25H126V26H120V25H118V26H120V27H129ZM185 32H183V33H185ZM176 33H182V32H176ZM176 33H171V34H168L167 36H165L164 38H162V39H154V41L155 42H162L163 43V41H165V40H167L170 36H172V35H174V34H176ZM89 37H99V36H89ZM34 38H36V39H38L37 37H34ZM99 38H101V37H99ZM101 39H103V38H101ZM164 44V43H163ZM165 45V44H164ZM10 46V45H9ZM9 46H8V48H9ZM9 51V50H8ZM175 51V50H174ZM176 52V51H175ZM10 53V52H9ZM176 56H177V58H181V59H183L184 61H185V63L187 64V65H189L188 63H187V61L182 57V56H180V54L178 53V52H176ZM15 59V58H14ZM16 61V60H15ZM16 63H17V61H16ZM14 64V63H13ZM123 65H127V66H129V67H131L133 70H135V71H137L136 69H134L131 65H129V64H121V65H119L118 67V72H119V69H120V67L121 66H123ZM190 66V65H189ZM11 67H12V64H11ZM190 67H192V66H190ZM193 68V67H192ZM194 69V68H193ZM196 72H198V73H201L198 69H194ZM138 72V71H137ZM208 73V72H207ZM207 73H201V74H203V75H205V76H207ZM141 75V74H140ZM28 77H33V78H36L37 80H38V78L36 77V76H26V77H24V78H22L19 82H17V83H20L23 79H26V78H28ZM1 78V77H0ZM77 78H78V80H80L81 78L79 77V75H77ZM39 81V80H38ZM6 82V81H5ZM7 83V82H6ZM8 84H10V83H8ZM13 84H16V83H13ZM42 85V84H41ZM43 86V85H42ZM111 88V87H110ZM51 90V89H50ZM58 94V93H57ZM64 98V97H63ZM17 110H20V108H17L16 110H15V112L17 111ZM15 112L13 113V115L15 116ZM112 116V115H108V114H100V115H97V116ZM97 116H94L93 118H95V117H97ZM112 117H116V116H112ZM152 117H155V115H153V116H151L150 117V121H152ZM93 118H91V119H93ZM116 118H118V119H121V118H119V117H116ZM90 119V120H91ZM90 120H88V122L90 121ZM122 120V119H121ZM87 122V123H88ZM86 123V124H87ZM85 124V125H86ZM84 125V126H85ZM84 128V127H83ZM83 128L81 129V130H83ZM244 128H248V126H246V125H243L242 127H240L239 129H236L235 131H234V133L232 134V136H233V139H234V141L236 142V143H238L237 141H236V139H235V135L237 134V133H239V132H241V130L242 129H244ZM32 136V135H31ZM17 137H26V136H17ZM33 137V136H32ZM0 138H16V137H2V136H0ZM51 138V137H50ZM49 138V139H50ZM37 139V138H36ZM39 140V139H38ZM48 140V139H47ZM47 140H40V141H47ZM145 140H149V137H146V138H144V139H142L141 141H139L137 144H135V145H138L139 143H141V142H143V141H145ZM0 141H2V140H0ZM135 145H128L125 149H124V151H123V159H124V155H125V153H126V150H127V148L129 147V146H135ZM241 145V144H240ZM241 146H243V145H241ZM5 154H6V152H5ZM124 161H125V159H124ZM126 162V161H125ZM127 163V162H126ZM151 164V163H150ZM131 166V165H130ZM153 166H155V165H153ZM155 167H157V166H155ZM158 168H160V167H158ZM161 169V168H160ZM100 186V185H99ZM104 187H114V186H104ZM117 188V187H116ZM157 189H159L160 188V186H157L156 187ZM121 190V189H120ZM186 200H187V198H186ZM151 209H156V208H151ZM159 209H166V210H170V209H167V208H159ZM146 210H150V209H146ZM170 211H174V212H177V213H179V216H182L183 214L181 213V212H178V211H176V210H170ZM181 222H182V220H181Z\"/></svg>", "mask_w": 264, "mask_h": 264}]
</instances>
